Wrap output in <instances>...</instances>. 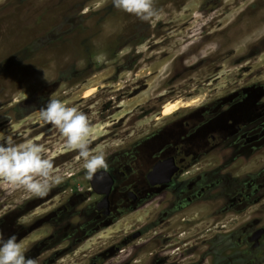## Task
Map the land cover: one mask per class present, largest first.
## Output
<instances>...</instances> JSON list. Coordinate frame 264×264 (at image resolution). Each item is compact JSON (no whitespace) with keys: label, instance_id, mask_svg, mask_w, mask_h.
<instances>
[{"label":"rangeland","instance_id":"374dc122","mask_svg":"<svg viewBox=\"0 0 264 264\" xmlns=\"http://www.w3.org/2000/svg\"><path fill=\"white\" fill-rule=\"evenodd\" d=\"M154 6L162 15L148 23L112 0H0V140L44 145L62 175L43 197L0 181V233L15 235L24 253L51 230L41 227L19 239L20 224L26 230L43 224L72 189L91 187L77 153L38 118L50 98L88 115L89 148L122 169L131 142L174 134L182 124L176 115L194 105L240 87L260 88L264 101V0H154ZM175 101L177 112L162 116L164 105ZM261 153L264 159V148ZM139 216L102 231L101 240L130 231L139 218L142 224ZM229 221L231 228L237 220ZM97 237L56 264L73 263L98 244ZM48 258L44 252L35 259L44 264Z\"/></svg>","mask_w":264,"mask_h":264},{"label":"flooded vegetation","instance_id":"af4514ba","mask_svg":"<svg viewBox=\"0 0 264 264\" xmlns=\"http://www.w3.org/2000/svg\"><path fill=\"white\" fill-rule=\"evenodd\" d=\"M262 108L260 88L231 89L177 114L182 124L174 134L131 142L125 169L114 162L97 171L108 172L110 186L97 175L87 190L72 189L43 224L19 225V239L51 230L26 258L46 252L44 264H56L99 236L95 247L65 264H264ZM155 139L157 146H146ZM136 214L142 224L139 218L130 231L101 240L102 231ZM230 217L237 220L231 228Z\"/></svg>","mask_w":264,"mask_h":264},{"label":"clouds","instance_id":"9594fccd","mask_svg":"<svg viewBox=\"0 0 264 264\" xmlns=\"http://www.w3.org/2000/svg\"><path fill=\"white\" fill-rule=\"evenodd\" d=\"M112 3L116 9L143 22L152 23L162 15V9L154 6V0H112ZM38 118L63 137V145L67 150L77 153L86 179L91 180L98 170L107 168L104 152L93 153L89 148L92 131L90 118L79 107L69 106L58 98H50L40 108ZM0 181L14 189L43 197L62 182V175L54 169L44 145L33 141L17 144L11 137H6L0 140ZM0 264L37 262L26 258L15 235L5 239L0 233Z\"/></svg>","mask_w":264,"mask_h":264},{"label":"bare ground","instance_id":"6f19581e","mask_svg":"<svg viewBox=\"0 0 264 264\" xmlns=\"http://www.w3.org/2000/svg\"><path fill=\"white\" fill-rule=\"evenodd\" d=\"M96 88L93 87L88 91V95H90ZM177 109H179V103L177 101L175 102H169L164 105V110L162 116H167L172 113H174Z\"/></svg>","mask_w":264,"mask_h":264},{"label":"water","instance_id":"95a60500","mask_svg":"<svg viewBox=\"0 0 264 264\" xmlns=\"http://www.w3.org/2000/svg\"><path fill=\"white\" fill-rule=\"evenodd\" d=\"M97 175H106V176H107V177H106V183H108V186L111 185V183H112V179H111V177L109 176L108 172L102 170V171L97 172L93 177H95V176H97ZM93 184H95V183L93 182Z\"/></svg>","mask_w":264,"mask_h":264}]
</instances>
